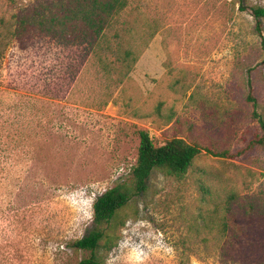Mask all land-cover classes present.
I'll use <instances>...</instances> for the list:
<instances>
[{"label":"rangeland","instance_id":"1","mask_svg":"<svg viewBox=\"0 0 264 264\" xmlns=\"http://www.w3.org/2000/svg\"><path fill=\"white\" fill-rule=\"evenodd\" d=\"M53 1L0 0V21L11 30L13 15ZM240 6L130 0L124 18L139 14L155 34L119 86L87 44L1 28L0 264L88 257L70 244L92 229L96 198L130 181L141 131L157 146L181 138L228 156L201 151L180 181L153 172L104 263L264 264V150H244L262 132L252 112L264 118V20L258 34Z\"/></svg>","mask_w":264,"mask_h":264},{"label":"trees","instance_id":"2","mask_svg":"<svg viewBox=\"0 0 264 264\" xmlns=\"http://www.w3.org/2000/svg\"><path fill=\"white\" fill-rule=\"evenodd\" d=\"M6 1L16 3L15 0ZM240 3V9L247 11L255 20L259 34L264 20V6L245 5L244 0H240ZM129 4L130 0H55L40 5L31 16L13 15L14 26L11 30L6 29L1 20L0 32L1 28L6 32L8 30L11 38L19 41L26 34H31L87 44L98 69L115 86H119L128 78L140 58L141 51L137 50V46L144 48L155 34L151 25H140L139 14H135L132 20L124 18ZM135 10H139L138 7ZM247 72L251 76L255 69L249 68ZM258 73L264 82V58ZM248 86H251L250 81ZM247 101L254 103L250 93L247 94ZM252 118L257 120L262 132L244 150L252 147L264 150V118L255 111ZM201 151L217 157L228 156L227 151L214 153L208 147L201 148L197 143H188L181 138H172L157 146L147 132H139L137 160L131 169L130 181L117 184L96 198L92 205V229L70 244L71 249L89 253L77 264H105L100 253H108L118 245L128 218L136 216V210L130 215L123 212L130 201L147 192L151 174L159 172L166 177L183 180ZM222 230L229 231L226 222H223ZM223 251L227 249L223 247Z\"/></svg>","mask_w":264,"mask_h":264}]
</instances>
